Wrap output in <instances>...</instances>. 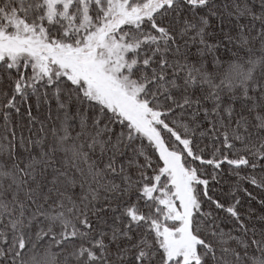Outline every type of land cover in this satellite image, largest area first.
<instances>
[{
    "label": "snow or ice",
    "instance_id": "6c2138e0",
    "mask_svg": "<svg viewBox=\"0 0 264 264\" xmlns=\"http://www.w3.org/2000/svg\"><path fill=\"white\" fill-rule=\"evenodd\" d=\"M0 264H264V0H0Z\"/></svg>",
    "mask_w": 264,
    "mask_h": 264
},
{
    "label": "trees",
    "instance_id": "16d2710c",
    "mask_svg": "<svg viewBox=\"0 0 264 264\" xmlns=\"http://www.w3.org/2000/svg\"><path fill=\"white\" fill-rule=\"evenodd\" d=\"M32 103H33V112H34V114H35V100H34V98H33V100H32ZM46 113H47V107L44 106V107H42V109H41V115H46ZM33 130H35V129H33ZM25 134H27V129H26V128H25Z\"/></svg>",
    "mask_w": 264,
    "mask_h": 264
}]
</instances>
